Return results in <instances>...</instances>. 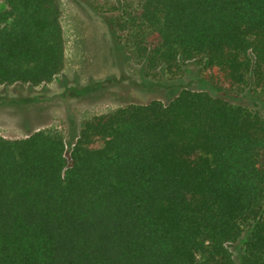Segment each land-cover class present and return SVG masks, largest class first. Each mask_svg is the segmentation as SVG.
Instances as JSON below:
<instances>
[{"label":"trees","instance_id":"obj_1","mask_svg":"<svg viewBox=\"0 0 264 264\" xmlns=\"http://www.w3.org/2000/svg\"><path fill=\"white\" fill-rule=\"evenodd\" d=\"M115 40L216 93L127 102L57 131L0 135V264H264V0H121ZM59 0H0V84L64 67ZM247 231V237L242 235Z\"/></svg>","mask_w":264,"mask_h":264},{"label":"rangeland","instance_id":"obj_2","mask_svg":"<svg viewBox=\"0 0 264 264\" xmlns=\"http://www.w3.org/2000/svg\"><path fill=\"white\" fill-rule=\"evenodd\" d=\"M120 1L59 0L64 67L47 83L0 84L1 136L21 138L38 129L57 131L65 139L68 155L81 122L94 115L127 102L145 103L153 98L167 102L182 87L216 94L202 79L195 61H188L176 78L163 69L146 76L144 64L114 38L110 18ZM220 95L264 115V101L250 92ZM242 237H247V231ZM239 247L229 244L237 264Z\"/></svg>","mask_w":264,"mask_h":264}]
</instances>
